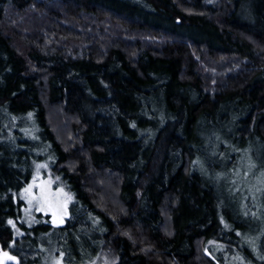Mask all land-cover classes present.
Instances as JSON below:
<instances>
[{"label":"trees","instance_id":"1","mask_svg":"<svg viewBox=\"0 0 264 264\" xmlns=\"http://www.w3.org/2000/svg\"><path fill=\"white\" fill-rule=\"evenodd\" d=\"M38 157L59 227L19 221ZM261 172L264 0H0V264H264Z\"/></svg>","mask_w":264,"mask_h":264},{"label":"rangeland","instance_id":"2","mask_svg":"<svg viewBox=\"0 0 264 264\" xmlns=\"http://www.w3.org/2000/svg\"><path fill=\"white\" fill-rule=\"evenodd\" d=\"M217 138H220V136H218ZM225 141V140H224ZM224 141H222L224 143ZM40 144V142H39ZM224 145L227 147V144L224 143ZM232 154L235 153L236 151H231ZM247 152V151H246ZM251 151H248V158L249 160H251L252 158V154L250 153ZM210 157L213 159H216L214 153L210 154ZM212 167L217 168L219 165L217 164L216 161L212 160L210 161ZM37 165H46V167H42L37 169ZM250 171H251V167H250ZM37 177L36 183H41V182H47L49 180L52 181V188L53 190H56L57 188H63V191L65 193L68 194V196L70 197V199L67 201V209H66V214H61L58 213L57 217L55 218V222H53V216L51 211H47V212H38L36 211V209L33 207L30 210L29 209V205L27 200L24 198L25 193H24V189L26 187H28L30 184H32L33 182V177ZM226 185L229 184V181H225ZM263 190L264 193V185L263 187H260ZM256 190V188H254V191ZM15 197L22 200L23 201V206L21 208V216L19 218V221L23 224H25L28 227H31L33 224H35L37 222V215L42 214V215H49L50 216V223L55 226V227H59L62 226L66 223L67 219L70 217V209L72 206V203L74 202V196L73 194L68 190V188L66 187V185L63 183L62 179L59 177V175L57 174V172L53 171L51 169V165H50V158L48 157L46 160L45 159H40V157H38L36 159V161H34V168H33V172L31 175V178L29 180V182L18 192H16ZM237 198H239L240 196L237 195ZM258 197V196H257ZM246 198H251L250 201H253L256 203V196L252 193L246 196ZM259 201H261L263 198H258ZM245 203V207L248 209L250 208V205L247 203V201H244ZM254 206L257 208V205L254 204ZM27 210V211H26ZM259 213L255 212L253 213L254 215H250L252 216V218H254V220H259L261 218V209L258 208ZM245 217H248L249 214L244 215ZM9 221H12V223L10 224V226L13 229V233L15 237H21L24 233L23 229H21L19 227V225L16 223V221L14 219H10ZM256 222V221H254ZM215 241H210L207 243L205 250L211 251L210 247L214 246L215 250L217 251V247L215 246ZM261 247V248H260ZM260 247L257 246H249V245H245L244 251H264V241H263V245L261 244ZM54 248H52L51 251H47L46 252V262L48 264H68L69 262V258L66 254H64V252L59 251V254L56 253L58 251H53ZM219 251V249H218ZM243 251V250H241ZM104 254H100L98 256H96L93 261L88 260L86 262H77V263H73V264H113L114 261V257L111 256L109 251H104L102 252ZM210 253V252H209ZM225 257H227L226 253L224 254ZM5 260L4 257H0V263H2Z\"/></svg>","mask_w":264,"mask_h":264},{"label":"snow or ice","instance_id":"3","mask_svg":"<svg viewBox=\"0 0 264 264\" xmlns=\"http://www.w3.org/2000/svg\"><path fill=\"white\" fill-rule=\"evenodd\" d=\"M133 127H135V125H133ZM42 167H46V165H37V169ZM250 167L254 168L255 165L252 164ZM261 178H264V172H261ZM36 180L37 177L34 176L32 184L24 189V198L29 205L28 210L34 207L38 212L51 211L53 222H55L58 213L66 214L67 201L70 197L63 191V188L53 190L51 180L41 183H36ZM260 182L264 183V179H261ZM9 223L11 224L12 221H9ZM12 259H14V257Z\"/></svg>","mask_w":264,"mask_h":264}]
</instances>
